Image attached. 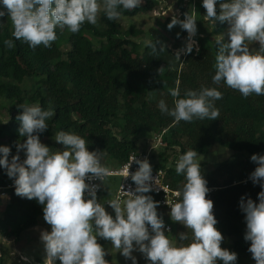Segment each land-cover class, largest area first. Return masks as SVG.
Returning a JSON list of instances; mask_svg holds the SVG:
<instances>
[{
  "label": "trees",
  "instance_id": "trees-1",
  "mask_svg": "<svg viewBox=\"0 0 264 264\" xmlns=\"http://www.w3.org/2000/svg\"><path fill=\"white\" fill-rule=\"evenodd\" d=\"M194 2L196 0H174L180 10L178 19L183 20L185 13L195 14L193 8H196L195 17L200 20V29L196 32L199 48L180 55L179 60L175 57L176 48L164 45L162 31L178 34L180 28L179 37L185 36L187 31L179 24L169 30L170 16L155 18L156 25L148 32V41L156 42L157 50L161 46L165 49L157 53L137 40L144 32L134 25L124 29L118 20H108L103 12L98 25L85 22L78 33L57 28L58 39L52 46L41 45L35 50L16 40L12 35L13 26L7 23L6 16L1 17L0 78L12 79L16 84L5 88L11 106L5 116L0 117V146L11 149V160L17 155V144L26 140L19 134L20 122L16 119L23 111L18 107L20 104H39L45 109L51 104L55 116L46 121L49 127L39 134L42 143L54 135L57 127L59 131L84 138L89 151L106 153L102 158L105 166H121L131 154L145 153L138 141L142 131L147 130L162 138L165 144L153 169L163 170L172 188L181 190L185 177L177 175L176 161L170 163L167 151L175 150L182 155L193 149L204 155L217 142L233 151L235 160L222 161L213 171L204 172V165H200L208 189H213L206 198L214 203L215 227L229 243L231 252L237 254L235 264H244L242 255L252 257V254L248 251L251 242L244 238L247 226L240 202L243 197L245 202L250 198L258 204V194L264 190L250 178L258 166L251 156L264 155V95L251 94L245 98L223 81L219 85L213 83L215 57L220 47L217 40L223 38L222 42H228L224 36L227 22L206 19L203 3L196 7ZM219 3L218 0L217 15ZM160 5V0H142L131 11L121 7V16L135 18L153 13ZM91 37L98 39L99 48L94 46ZM5 39H12L14 48L7 49ZM64 41L69 45L67 50H62ZM160 68L164 71L159 74ZM28 78H34V85L23 90L20 85ZM202 87H214L222 92L223 98L214 101L220 113L218 119L177 123L174 117L160 111L161 99L169 109L174 107L169 89L178 88L179 98H184L186 90L199 91ZM59 145L63 151L64 146ZM18 154L21 162L26 159L24 150ZM2 155L0 153V158ZM12 180L0 166V194ZM150 196L156 201V197ZM43 207L35 199L8 191L5 202L0 205V233L7 234L12 225L14 240L18 242L26 231L38 226L39 219H43ZM11 253L8 246L1 247L0 264H8ZM55 264L61 262L57 259Z\"/></svg>",
  "mask_w": 264,
  "mask_h": 264
},
{
  "label": "clouds",
  "instance_id": "clouds-1",
  "mask_svg": "<svg viewBox=\"0 0 264 264\" xmlns=\"http://www.w3.org/2000/svg\"><path fill=\"white\" fill-rule=\"evenodd\" d=\"M142 0H0L3 10L0 17L10 19L12 35L16 40L27 43L32 50L39 46L50 48L58 39L56 29L67 28L78 33L85 22L98 25L99 14L103 12L108 20H118L123 10L131 11ZM217 0H203L206 19L221 23L227 22L228 42L217 40L220 44L215 57L213 83L223 81L226 86L238 90L245 98L251 94L264 95V0H231L221 2L220 13L216 11ZM54 5V6H53ZM188 33L187 53L194 46L192 38L197 32L193 15L185 13L183 20L173 17L169 30L175 25ZM7 49L14 48L12 39L3 41ZM153 53L156 42L146 41ZM250 43H258L259 50L250 49ZM175 57L179 60L180 52ZM159 74L164 71L160 68ZM174 98V107L169 109L161 99L158 107L162 113L180 121L216 120L220 113L214 101L223 98L216 88L202 87L186 90L180 97L178 88L169 89ZM23 111L17 115L20 122L19 134L26 140L17 144V155L9 160L11 149L0 146V166L9 178L14 179L17 196L35 199L43 205V219L51 226V231H43L41 240L46 252L45 264H108L107 255L97 238L111 241L132 264H137L132 252L138 248L150 264H235L237 254L221 247L222 233L215 227L217 220L213 214L214 203L207 199L209 189L201 174L198 153L189 149L180 155L175 171L183 174L186 183L182 192L177 191L180 202L169 205L173 222L190 229L193 242L177 246L165 235L164 221L157 212L158 202L150 195L153 181L152 167L145 158H134L139 165L136 172L130 173L127 166L126 177L131 175L136 187L123 191L127 199L119 197L107 203L114 209L115 218L108 214L103 204L97 201L98 185L86 181H104L109 169L102 163L106 153L89 151L87 142L81 136L58 131L55 141L64 146L63 151H52L40 141V133L49 127L46 121L55 116L49 104L42 108L39 104L23 103L18 106ZM24 150L26 159L20 160L19 151ZM251 160L257 163L250 178L260 183L264 189V155L253 154ZM157 183V179L155 181ZM85 193L90 198H85ZM259 203L241 198L240 207L245 213L247 232L245 240L250 241L248 251L256 264H264V190L258 194ZM149 226L151 233L149 232ZM180 240H187V234L180 233ZM134 244L136 247H134ZM26 259V258H24Z\"/></svg>",
  "mask_w": 264,
  "mask_h": 264
},
{
  "label": "rangeland",
  "instance_id": "rangeland-1",
  "mask_svg": "<svg viewBox=\"0 0 264 264\" xmlns=\"http://www.w3.org/2000/svg\"><path fill=\"white\" fill-rule=\"evenodd\" d=\"M160 1H161V5L153 13L140 14L135 18H128L121 16L118 19V21L121 23L124 29H128L131 25H134L137 30L144 32V35L138 38L137 40H139V42L145 43L146 41H148L149 30L156 25L155 18L157 17L164 18L168 16H170L171 18H173L174 16L179 18L180 10L177 9L174 0H160ZM219 1L220 3L231 2V0H219ZM202 3L203 0H196V2H194V4H197L196 7H198V4H202ZM0 10H3L2 4H0ZM193 12H195V14L193 13V16L195 17L196 8H193ZM5 16L7 18V23L12 25L7 15ZM195 20H196L197 29L198 28L200 29V20L196 19V17ZM214 23L215 22H213V26ZM228 27L229 25L227 24V30ZM227 30H226V34L224 35L226 38H228ZM180 31L181 29L179 28L178 34H172L171 32H163V31L162 34L165 37L164 45L167 46L168 48H176L175 53L179 51L180 55H182L186 53L184 49H186V45L188 44L189 40H188V33H186L185 36L179 37L178 35ZM196 34L192 38V40L195 42L193 46V49L195 50L199 48V42L196 40ZM91 40L96 48L100 47V43L98 39L91 37ZM249 47L250 49L259 50L260 46L258 43H250ZM68 48L69 45H67V42L64 41L62 50H67ZM33 80L34 78L26 79L20 85V87L23 90L31 89L34 85ZM9 84H16V82H14L12 79L0 78V117L2 118L3 116H5L4 113L6 114L7 110L11 106V101L5 95V91H6L5 88ZM58 131L59 130L56 127L54 129V135L48 140L44 141V144L47 145L52 151H62V148L59 145V143L55 141V133ZM140 136L142 138H146V140H142V138L141 139L139 138L138 144L143 148V151H145V153L147 152L150 153L151 165L153 166L154 163H157V161L160 159L158 157V153L161 150V148H165V144L162 138L150 134L149 132H147V130H143ZM233 154H234L233 151L221 147L216 142L213 144V146L209 149V151L206 154L198 155L197 159L200 160V165H204V172H206V171H213L217 167V165L222 161L231 160V159L232 161L235 160L232 157ZM167 155H169L168 157L170 163L173 160L177 162L180 156L179 154L176 153L175 150L167 151ZM115 187H116L115 184L110 185V189H114ZM112 197L113 195H111L109 198L112 199ZM5 200L6 197L0 196V205H2L5 202ZM105 200L106 199H101L100 203L103 204L106 212L112 215L113 218H115L114 209L106 207ZM157 212L162 217L163 221H167V223H170V225L172 226V231L169 233H165V235H167L168 238L172 240L177 246H180L181 244L187 245L193 242V236L191 230L187 229L183 224L173 222L170 217V211H167L166 209L157 208ZM167 216H169V218ZM177 226H179V228H177ZM43 231L50 232L51 226L48 223H46L44 219H39L38 226L26 231L18 242L14 240L12 225L10 226L9 232L7 234L2 235L0 233V248L4 246H8L10 248V251L12 252L8 264H43L41 263V261L45 262L46 260V252L44 249V244L41 240V233ZM184 232L187 234L188 239L182 241L179 238V234ZM97 241L99 244L103 246L104 250L106 251L107 255L105 256V259L109 258L108 259L110 261L109 264H132L131 259H126L119 251L113 248L111 241L100 237L97 238ZM134 247H136L135 244ZM221 247L231 252L230 245L227 242V240L224 238L221 243ZM132 256L136 258L137 264H150V262L145 258V256L141 252H139L138 248H136V250L132 252ZM23 258H26L25 261H23ZM242 260L244 264H256L255 260L247 255H242ZM217 264H223V261L218 260Z\"/></svg>",
  "mask_w": 264,
  "mask_h": 264
},
{
  "label": "built area",
  "instance_id": "built-area-1",
  "mask_svg": "<svg viewBox=\"0 0 264 264\" xmlns=\"http://www.w3.org/2000/svg\"><path fill=\"white\" fill-rule=\"evenodd\" d=\"M157 14V13H154ZM151 149V148H150ZM136 158L139 160H144L147 158V160L150 163V153H133L129 156L127 162H125L121 166H109V175L105 178V180L102 182L98 179L96 180H91V181H86V183L89 184H95L98 185V189L96 192L97 196V201L100 202L101 199L104 197L105 193L110 192V186H109V181L112 179H119V183L117 185V188L115 189V192L113 193L112 199H115L119 197L121 201L127 199V196L124 195L123 191H128L129 189L134 190L136 185L131 179V175L126 177L127 174V166L130 165L129 172L134 173L138 170L139 165L136 164L135 162H132V160ZM104 164V162L102 161ZM151 165V163H150ZM152 167V176H153V181H151L152 184V191L149 193H145V195H152L156 197V202H158V207L159 209H166L167 211H171V208L169 205L174 204L176 202H180L182 200V196L177 197L175 193L177 191L182 192L183 189L177 190L173 189L172 186L166 181L165 178V172L161 169H153ZM157 179V183L155 182ZM8 191H15V184L14 180H12L9 185L3 189V192L0 194L1 197H7L8 196ZM213 189L209 188V193H211ZM85 198H90L87 193H85ZM111 200L106 199L105 200V206L108 208H112L107 202ZM164 232L169 233L172 231V226L164 222ZM149 232L151 233V228L149 226ZM23 261L25 259L23 258Z\"/></svg>",
  "mask_w": 264,
  "mask_h": 264
},
{
  "label": "crops",
  "instance_id": "crops-1",
  "mask_svg": "<svg viewBox=\"0 0 264 264\" xmlns=\"http://www.w3.org/2000/svg\"><path fill=\"white\" fill-rule=\"evenodd\" d=\"M118 183H119V179H112V180H110V181H109V186H110L111 184H115L116 187H115L114 189H110V192H109V193H105V194H104V197H103L102 199H108L111 195H113V193L115 192V189L117 188ZM106 194H107V196H106ZM167 217L169 218V216H167ZM164 222L167 223V221H164ZM176 223H179V222H176ZM167 224L170 225V223H167ZM179 224H181V223H179Z\"/></svg>",
  "mask_w": 264,
  "mask_h": 264
}]
</instances>
